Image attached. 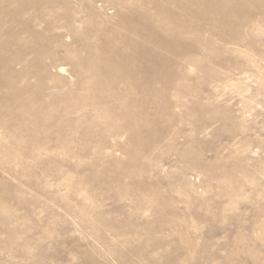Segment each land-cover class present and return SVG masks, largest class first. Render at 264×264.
I'll return each mask as SVG.
<instances>
[{
	"label": "rangeland",
	"instance_id": "obj_1",
	"mask_svg": "<svg viewBox=\"0 0 264 264\" xmlns=\"http://www.w3.org/2000/svg\"><path fill=\"white\" fill-rule=\"evenodd\" d=\"M0 264H264V0H0Z\"/></svg>",
	"mask_w": 264,
	"mask_h": 264
}]
</instances>
